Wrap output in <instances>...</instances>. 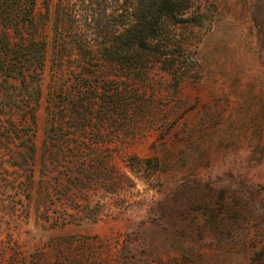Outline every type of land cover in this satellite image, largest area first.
Returning <instances> with one entry per match:
<instances>
[{"label":"rangeland","instance_id":"1","mask_svg":"<svg viewBox=\"0 0 264 264\" xmlns=\"http://www.w3.org/2000/svg\"><path fill=\"white\" fill-rule=\"evenodd\" d=\"M171 2L128 74L95 63L127 0H38L9 34L47 51L0 84V264H264V0Z\"/></svg>","mask_w":264,"mask_h":264},{"label":"trees","instance_id":"2","mask_svg":"<svg viewBox=\"0 0 264 264\" xmlns=\"http://www.w3.org/2000/svg\"><path fill=\"white\" fill-rule=\"evenodd\" d=\"M38 0H0V42L4 43L3 56L0 57V84L4 81L14 79L20 80L23 83L26 81L28 74L32 72H40L42 70L47 48L42 46L41 54L36 62L33 63L28 59V54L24 53L26 50L24 45L18 43L9 44L11 33V42L18 39L20 42H25L21 30L27 26V23L32 17V13ZM46 1V0H45ZM131 2L130 7L127 8L125 15V24L122 30L108 35L107 43L100 44L99 54L97 57L96 67L101 71L115 69L124 71L125 74L131 73L132 70L145 67L149 62V57L153 56L159 51L158 41L160 40L163 22H169L175 17L174 4L171 0H127ZM68 21H75V17L67 15ZM176 19V18H175ZM181 21V20H179ZM185 22V20H182ZM76 30V29H75ZM62 30L58 28L55 30V44L53 45L54 54L60 59L62 51L65 49V38L62 36ZM80 31H73L72 43L78 50L87 53V55H79L75 59L79 63V67H90L87 64L92 61L94 51L87 46ZM28 47V46H27ZM25 47V48H27ZM91 50V51H90ZM11 53V59L9 54ZM23 53V54H22ZM80 53V51H79ZM60 56V57H59ZM81 58V59H80ZM89 58V60H87ZM80 60L82 64L80 63ZM4 69V71H2ZM8 69L11 72H7ZM11 69V70H10ZM11 73V75H10ZM33 95L36 96L34 103L37 105L40 95L39 85L30 81ZM87 83L85 88H89ZM86 91V90H84ZM103 93H105L103 91ZM75 95V94H74ZM68 97L72 101L73 108H77V103L82 104L86 100H80L79 96ZM0 97L2 94L0 92ZM91 101V100H90ZM94 101V100H93ZM98 101V100H97ZM25 110L30 111V116L34 118L35 106L28 104ZM4 111L11 112V108H6L0 104V113Z\"/></svg>","mask_w":264,"mask_h":264}]
</instances>
